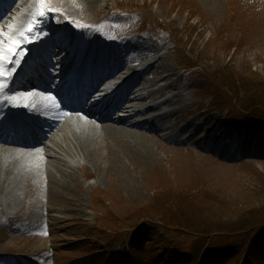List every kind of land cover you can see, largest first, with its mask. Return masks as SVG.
Instances as JSON below:
<instances>
[{
    "label": "rangeland",
    "instance_id": "rangeland-1",
    "mask_svg": "<svg viewBox=\"0 0 264 264\" xmlns=\"http://www.w3.org/2000/svg\"><path fill=\"white\" fill-rule=\"evenodd\" d=\"M47 1L91 27L115 21L118 32L145 50L157 43L158 30H167L171 48L152 65L156 77L163 72L160 64H170L177 86H189L183 96L192 109L201 103L230 124L264 128V0H88L86 15L67 12L63 0ZM160 142L158 154H136L118 180L104 172L90 179L78 170L85 184L93 181L94 187L98 176L101 182L92 193L65 187L79 206L51 204V216L70 217V227L59 228L63 243L73 249L65 250L70 257L90 256L97 247L100 254L109 248L127 260L133 255L135 264H226L231 242H239L248 252L236 264H264V142L255 144L259 151L252 158L232 144L233 160ZM22 206L0 210L14 216ZM58 208L64 215L54 211ZM74 210L78 222L71 220ZM15 238L12 244L0 240L3 258L37 252L38 238ZM11 263L0 258V264Z\"/></svg>",
    "mask_w": 264,
    "mask_h": 264
},
{
    "label": "bare ground",
    "instance_id": "bare-ground-1",
    "mask_svg": "<svg viewBox=\"0 0 264 264\" xmlns=\"http://www.w3.org/2000/svg\"><path fill=\"white\" fill-rule=\"evenodd\" d=\"M26 1H32L33 4L35 3L34 0ZM63 1L67 12L79 15H86L92 5L88 0ZM26 3L27 2L21 3V13L17 12L19 15L16 16V13V15L13 16V20H17L19 24H15V26H21V29H23L25 25L24 21L30 17V14L34 10L33 7L28 8V6L25 5ZM24 7L25 9H23ZM26 8H28V10H26ZM15 33L16 32H13V30H7V28L2 29L0 33V57L10 48L8 44L11 42V36ZM254 47L256 49V46ZM1 62H3V65L5 64L4 59H2ZM158 69L163 70V72L158 73L157 77L156 73H153L157 80L166 79L167 77L170 79L174 78L173 81L170 80L169 83L164 85V87L174 88L175 81L178 78L175 67H172L170 64H160ZM164 72L165 74L167 72V74L165 75ZM175 97L177 98L179 96ZM28 98L34 99L32 96ZM175 100L176 99H172L173 115H176L181 108V106H178L176 103L179 102L180 105L184 106L183 101ZM186 104H189V101H187ZM196 117L197 119H203L204 122L207 123L212 122L214 119L207 111L199 112ZM197 119L188 120L184 124L185 127L195 130V121ZM215 124H220V122ZM64 125H68V127ZM63 126L58 129L51 145L44 147L43 152H37L27 156L24 155V157H22L18 156L19 153L12 149L0 148L1 205L14 208L19 206L20 203L23 204L26 199L32 196L30 192H34L37 189L39 179L42 178L45 180L48 179L47 186L49 193L57 189L55 195L65 197L74 205L79 206L81 205L80 200L77 201L64 195L69 193V189L65 187H73L74 193L78 194L83 192L92 193V188L97 187V183L101 182V177H96L93 183L96 185L91 187L93 181H90L91 184L88 182V185L80 181L75 174V168L80 170V168L86 164L87 169L84 168V170H86V175L90 176L91 174V176L95 177L99 172H104V175H109L113 177V180H118L125 172L129 171L128 169L132 166L130 160L133 159L136 154L140 152L144 154L152 152L155 155L161 150V142L158 139L140 132L139 129L126 125L125 120L120 121L117 126L100 128L68 119ZM201 126L202 124H199L197 128L202 129ZM222 126L225 127L223 132L225 134L227 131L234 130V133L231 134V138L237 143L243 142L244 139L246 142L253 140L254 137H258L260 141H257L256 145H262L261 140L264 138V128L257 125H237L232 127L226 123L222 124ZM235 130L239 131L236 133ZM237 134H240L239 137L241 138L237 137ZM193 136L199 137V129L191 133L190 137ZM199 139L203 142H205L206 139L208 141L209 135L205 134ZM222 149L223 151L226 150L225 148ZM79 164H82V166ZM121 169L123 170L122 172L119 171ZM114 183H116V181H114ZM40 189H44L43 182L40 185ZM76 197H78V195ZM55 219L60 222L63 220V218ZM5 228V223L4 225H0V240L7 239V243L9 244L17 242L18 238L10 237L7 234L9 230L7 229V232Z\"/></svg>",
    "mask_w": 264,
    "mask_h": 264
},
{
    "label": "snow or ice",
    "instance_id": "snow-or-ice-1",
    "mask_svg": "<svg viewBox=\"0 0 264 264\" xmlns=\"http://www.w3.org/2000/svg\"><path fill=\"white\" fill-rule=\"evenodd\" d=\"M44 13L43 12H41V15H43ZM17 43H19V42H17ZM0 87H3V85L2 84H0ZM53 99H55V97H53Z\"/></svg>",
    "mask_w": 264,
    "mask_h": 264
}]
</instances>
